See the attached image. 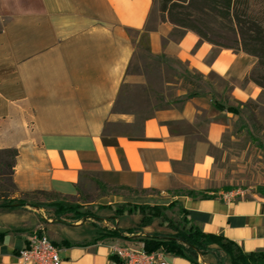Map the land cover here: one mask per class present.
<instances>
[{"label": "crops", "instance_id": "1", "mask_svg": "<svg viewBox=\"0 0 264 264\" xmlns=\"http://www.w3.org/2000/svg\"><path fill=\"white\" fill-rule=\"evenodd\" d=\"M135 30L148 33L153 56L227 81V99L208 89L179 102L166 96L145 116L116 109L123 85L147 82L144 73L128 71L136 48L129 31ZM256 64L251 54L217 47L162 20L157 0H0V149L18 150L12 198L58 192L80 203L84 213L87 205L111 204L117 197L82 202L83 181L97 191L100 185L157 190L160 198L170 189H204L212 163L208 147L220 141L226 126L215 116L233 115L226 108L230 100L264 106V90L245 79ZM207 194L172 199L204 232L241 252H264V195ZM96 214L102 223L87 214L55 217L29 203L0 208V264H20L19 249L34 232L49 236L61 264H123L110 245L140 247L148 234L121 231L142 217L116 216L102 207ZM107 219H114L120 237L99 238V224ZM156 222L144 225L143 233L154 232ZM161 228L156 231L172 232ZM216 247L186 256L167 253V264H232L224 255L218 259Z\"/></svg>", "mask_w": 264, "mask_h": 264}, {"label": "rangeland", "instance_id": "2", "mask_svg": "<svg viewBox=\"0 0 264 264\" xmlns=\"http://www.w3.org/2000/svg\"><path fill=\"white\" fill-rule=\"evenodd\" d=\"M129 32L136 48L128 71L144 73L147 76V82L145 84L123 85L115 103L116 109L132 110L140 116H145L150 113L153 107L161 104L166 96L173 98L172 101L174 102H179L180 98L192 89L189 81L200 84L202 87L200 90L210 89L213 94H216V99L222 100L223 96L227 95L228 86L224 79L215 74H211L207 78H198L197 73L200 72L196 69H189L181 61L166 56H153L147 49L145 32L138 30ZM201 74L203 75V73ZM260 102L264 103V96L260 98ZM228 104L226 108L233 115L223 113L215 116L226 126L220 141L208 147V154L212 163L205 174V188L202 190H207V193L212 191L222 193L241 191L247 194L255 192L264 195V190H261L264 188V106L258 105L255 100L247 101L246 104L235 103L230 100ZM82 185V190H80L82 202L103 201L105 198L102 197V194H105L104 197H112L114 194L117 197V201L111 204H91L84 207L83 215L87 214L91 219L100 221V223L103 220L99 218L96 212L101 207L111 210L112 214L116 216L124 213H139L140 217L147 216L151 213L149 205H168L169 201L173 200V194L177 193L176 190L183 193L187 189H170L165 193L164 198H160L158 197L160 193L157 190H131L116 185H100V190L97 191L95 190L96 184L93 182L83 181ZM52 197L47 194H30L27 195L26 199L46 202ZM178 206L179 203L177 202L170 209H162L166 220L163 216L153 217L157 222L151 228L154 231L151 233H156L158 229L161 230V225L169 232L173 231V226L177 228L184 226L186 223L185 216L180 212ZM43 208L52 211L50 207L43 206ZM141 219L139 223L128 227L130 231L123 229L122 235L138 234L142 238L146 234H150L143 233L142 227L146 224H141ZM114 223V219H107L106 225L99 224L100 229H104L99 238H105L106 231L115 230L117 232V229H113ZM118 234L114 237L121 236L120 233ZM215 250L221 253L218 256L219 260L225 258L221 249L218 250L216 247ZM257 264H264V261Z\"/></svg>", "mask_w": 264, "mask_h": 264}, {"label": "trees", "instance_id": "3", "mask_svg": "<svg viewBox=\"0 0 264 264\" xmlns=\"http://www.w3.org/2000/svg\"><path fill=\"white\" fill-rule=\"evenodd\" d=\"M158 3L162 20H169L177 28L194 31L202 41L219 47L241 50L257 57L256 66L250 69L245 79L252 80L264 90V0H159ZM144 37L148 41L147 32ZM147 49L149 50L148 43ZM197 77L204 78V75L197 73ZM189 82L192 89L179 101L192 98L204 91L200 90L202 89L200 84L195 81ZM222 99H227V95ZM17 155L18 150L15 147L0 149V208L13 210L29 203L32 206L50 207L55 217L70 213L73 217L82 216L83 213L78 211L82 205L58 192L34 190L24 193L22 197L12 198L16 191L12 175ZM121 188L130 189L129 187ZM176 191L175 195L186 194L194 198L208 195L207 190L185 189L183 193L180 190ZM30 194H47L53 197L46 202H37L26 199ZM177 202L173 199L168 205H149L151 213L142 216L141 224L150 223L156 216H163L166 220L162 209H170ZM178 208L185 216L184 226L180 228L173 226L171 233L156 232L146 235L142 241L147 251L163 248L169 254L186 256L193 254L196 250L203 253L214 250L212 245L215 244L218 250L221 249L225 256L229 257L232 264H257L264 261V252L257 254L241 252L229 240L226 241L215 233H207L198 228L188 218L186 209L180 204ZM118 235L115 230L105 233L106 237Z\"/></svg>", "mask_w": 264, "mask_h": 264}, {"label": "built area", "instance_id": "4", "mask_svg": "<svg viewBox=\"0 0 264 264\" xmlns=\"http://www.w3.org/2000/svg\"><path fill=\"white\" fill-rule=\"evenodd\" d=\"M239 192L228 191L224 198L228 199ZM138 248L110 245L112 255L122 260L123 264H167V252L163 248L147 251L142 243ZM20 264H61L59 248L52 242L47 234L31 233L26 244L19 249Z\"/></svg>", "mask_w": 264, "mask_h": 264}]
</instances>
